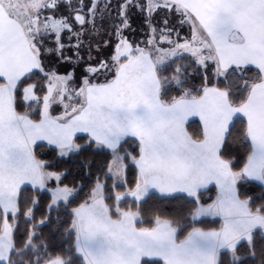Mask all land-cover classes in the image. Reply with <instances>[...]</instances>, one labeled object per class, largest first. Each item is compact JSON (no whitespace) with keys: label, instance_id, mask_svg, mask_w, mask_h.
Returning a JSON list of instances; mask_svg holds the SVG:
<instances>
[{"label":"snow or ice","instance_id":"obj_1","mask_svg":"<svg viewBox=\"0 0 264 264\" xmlns=\"http://www.w3.org/2000/svg\"><path fill=\"white\" fill-rule=\"evenodd\" d=\"M117 9L111 51L81 65L85 39L111 15L112 0H0V264H264V0H118ZM161 12L158 29L152 21ZM133 13L148 29L142 41L124 35ZM168 14L190 26V38L169 28ZM72 41L75 65L64 55ZM184 53L190 56L180 63ZM49 57L69 65L63 74ZM193 64L203 70L199 88L189 86ZM173 88L178 95H169ZM241 114L248 152L237 167L226 149ZM190 116L203 122L198 137L185 128ZM77 133H87L88 143H77ZM126 137L137 142L132 152L123 149ZM38 141L56 159L93 144L110 150L116 181L126 161L136 170L130 192L106 195L97 180L71 208L67 249L51 248L41 229L54 206L69 207L77 194L63 183L66 172L38 158ZM253 182L262 190L255 198L241 192ZM211 183L219 194L204 204L202 189ZM150 189L184 194L193 221L219 216L220 228L181 229L159 215L153 227H137ZM40 190L51 193V203L38 221ZM129 195L135 212L120 207Z\"/></svg>","mask_w":264,"mask_h":264},{"label":"trees","instance_id":"obj_2","mask_svg":"<svg viewBox=\"0 0 264 264\" xmlns=\"http://www.w3.org/2000/svg\"><path fill=\"white\" fill-rule=\"evenodd\" d=\"M117 3L118 0H112V10L111 15L106 18L103 25L97 21V29L92 33V38L85 39L84 47L81 49L79 55L82 60L79 63L82 65L85 61L88 63H94L98 58H106L111 47L115 42L112 35L113 18L116 17L117 13ZM165 18V13L161 12L159 16L155 17L152 24L158 29L163 27V20ZM169 22V28L175 26L176 30L188 35V24H184L182 27L179 26V20L168 14L167 16ZM131 27L125 32V37L130 41H140L145 38V34L148 29L145 27V22L143 18L136 13L132 14L130 21ZM105 42H107V47H105ZM89 43L92 46L91 55H89ZM75 41H72L70 46L66 43L64 55L72 60V64L75 65L78 61L75 58ZM99 46L101 55L98 57L96 53V48ZM190 55H184L185 60L179 61L183 63L189 58ZM51 67L56 69L59 73H63L64 69L69 65L59 62L55 57H49L47 61ZM197 69V67H196ZM82 67L77 69V75H80ZM198 71V70H197ZM255 70L248 73L247 75H254ZM43 74H37L33 77L34 81L40 80ZM200 77V78H199ZM202 73H191L190 80L196 83L201 80ZM102 79V78H101ZM47 82L44 81L46 87ZM199 88V85L196 87ZM178 90L172 89L169 93L171 96L178 95ZM24 111L25 109H18ZM37 108L33 106L32 116L36 118ZM245 125V120L242 117H235L233 120L231 137L229 138L227 145V153L233 160V163L240 167L242 166L246 154L248 152V147L246 142L242 138V129ZM187 131L193 137H198L202 132L201 126L197 120H191L186 125ZM77 143L85 145L88 143L87 136L78 135ZM126 142L123 143V149L132 152L136 148V140L133 138H126ZM35 148L38 158L43 159L49 163H54L58 166V169L66 172V176L63 183L74 189L77 194L74 198L73 203L69 207L61 202L60 205L54 206L53 210L50 212L51 220L42 226L41 235L43 240L51 247L57 251L63 246L65 249L69 247L70 239L65 232V228L68 226L70 221V211L72 207L78 206L79 203L83 202L87 198L89 191L95 185L97 180L105 185L106 195H115L116 192H125L132 189L135 186L136 181V170L130 161H126L128 165L124 174L123 184H117L119 186L114 187V181L108 174V166L112 160V155L110 150L104 148H98L94 144L87 147L84 151L73 154L69 158L56 159L55 154L52 152L51 147L44 143H37ZM121 155H124V151H121ZM30 188V186H28ZM261 187L258 183L253 182L249 184H243L241 187L242 193H247L248 195L258 197L261 195ZM216 194V189L211 186L202 191L201 202L204 204L210 203ZM39 206L36 212V219L39 221L46 213V206L51 203V196L48 191L40 190L38 193ZM110 203L112 201H109ZM120 207L125 210L137 211V203L134 200L125 198L120 201ZM140 215L136 221L137 227L150 228L154 226V217L159 215L163 219H172L179 222L181 229L191 230V226L199 227L204 230L216 229L219 227V220L217 219H200L193 221L189 209L192 205L184 198L183 194H175L172 196H162L157 193H151L146 198L139 202ZM21 230H23V225H21ZM183 234L181 233V238ZM77 264H80L78 261ZM248 264H259L258 259L249 258Z\"/></svg>","mask_w":264,"mask_h":264},{"label":"crops","instance_id":"obj_3","mask_svg":"<svg viewBox=\"0 0 264 264\" xmlns=\"http://www.w3.org/2000/svg\"><path fill=\"white\" fill-rule=\"evenodd\" d=\"M181 39V38H180ZM185 55V54H184ZM186 55H190V54H186ZM200 83H201V80H198L196 83H194V81H192V80H190L189 79V86H194L195 88L198 86V85H200ZM62 107L61 106H58V108L56 109V110H54L53 109V115H58V114H60V112H62ZM239 117H242L244 120H245V122H246V118L245 117H243L242 116V114L241 115H239ZM235 118V117H234ZM234 118H233V120H234ZM191 120H197L198 122H199V124H200V126H201V130L203 129V122L200 120V118H199V116H190L189 118H188V120L186 121V123H185V128H186V125H187V123L189 122V121H191ZM186 130H187V128H186ZM189 133V132H188ZM78 135H85V136H87V133H77V136ZM126 138H133V137H126ZM125 138V139H126ZM133 139H135V138H133ZM37 143H44V144H47V142L46 141H38ZM112 163V160H111V162H110V164ZM109 164V165H110ZM110 176V175H109ZM112 177V176H111ZM112 179H113V177H112ZM114 181V180H113ZM120 182H118V183H116V184H123V182H124V176L119 180ZM30 186V185H29ZM211 186H213L215 189H216V194H215V197H214V199L210 202V203H212L214 200H216V198H217V196H218V194H219V189H218V187L215 185V183H211V184H209L208 185V187L207 188H209V187H211ZM31 187V186H30ZM135 187V186H134ZM134 187L132 188V189H134ZM206 188V189H207ZM132 189H130V190H127V191H125V192H120V193H126V192H130ZM203 190H205V189H202V191ZM50 193V192H49ZM151 193H157V194H159V195H161L158 191H156V190H154V189H150L149 190V194H151ZM148 194V195H149ZM177 194H180V193H177ZM147 195V196H148ZM173 195H175V194H173ZM184 195V194H183ZM50 196H51V193H50ZM146 196V197H147ZM146 197H144V198H146ZM126 198H129V199H131V200H134V198L133 197H131L130 195L129 196H127ZM143 198V199H144ZM142 199V200H143ZM200 219H217V220H219V227L218 228H216L217 230L220 228V226H221V224H222V218L221 217H219V216H203V217H200L198 220H200ZM207 230H213V229H207ZM206 230V231H207Z\"/></svg>","mask_w":264,"mask_h":264},{"label":"rangeland","instance_id":"obj_4","mask_svg":"<svg viewBox=\"0 0 264 264\" xmlns=\"http://www.w3.org/2000/svg\"><path fill=\"white\" fill-rule=\"evenodd\" d=\"M189 26V25H188ZM176 32H178L179 33V37L181 38V40H185V39H188V38H190V26H189V28H188V35H185V34H183L182 32H180V31H178V30H176ZM172 38L173 39H176V33H173V36H172ZM143 40V39H142ZM142 40H140V41H142ZM141 46H143L142 44H141ZM184 54H188V53H184ZM183 54V55H184ZM187 62V60L186 61H184L183 63H186ZM196 67H197V69H196ZM198 66L197 65H195V64H193L192 65V67H190L189 68V73L191 74V73H199L200 72V70H201V73L203 74V70L202 69H199L198 71ZM60 74H63V73H60ZM200 78V77H199ZM58 108V105H54L53 106V109L54 110H56ZM108 174H109V172H108ZM110 176H111V174H109ZM113 180H114V178H113ZM118 182H120L119 180L118 181H116V180H114V183H118ZM102 183V182H101Z\"/></svg>","mask_w":264,"mask_h":264}]
</instances>
